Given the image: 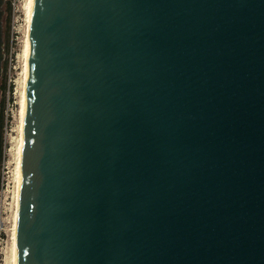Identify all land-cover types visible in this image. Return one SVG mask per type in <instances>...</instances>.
Segmentation results:
<instances>
[{"label": "water", "instance_id": "obj_1", "mask_svg": "<svg viewBox=\"0 0 264 264\" xmlns=\"http://www.w3.org/2000/svg\"><path fill=\"white\" fill-rule=\"evenodd\" d=\"M20 168L16 264H264V0H32Z\"/></svg>", "mask_w": 264, "mask_h": 264}, {"label": "rangeland", "instance_id": "obj_2", "mask_svg": "<svg viewBox=\"0 0 264 264\" xmlns=\"http://www.w3.org/2000/svg\"><path fill=\"white\" fill-rule=\"evenodd\" d=\"M8 1L12 7L9 15L6 10ZM26 2L27 0H6L3 6L2 23L5 53L3 63L6 61V67L2 71L0 79V117L3 114L4 120L1 134L3 165L2 188L0 190V264H12L19 107L27 23ZM4 81L5 87L2 86Z\"/></svg>", "mask_w": 264, "mask_h": 264}, {"label": "bare ground", "instance_id": "obj_3", "mask_svg": "<svg viewBox=\"0 0 264 264\" xmlns=\"http://www.w3.org/2000/svg\"><path fill=\"white\" fill-rule=\"evenodd\" d=\"M31 1L26 2V13H27V23H26V35L24 41V62H23V79H22V91L20 96V107H19V143H18V158H17V168H16V208L14 214V226H13V247H12V264H16V217L18 210V189L20 183V170H21V155H22V138H23V117H24V103H25V88H26V65L28 59V31L30 22V9Z\"/></svg>", "mask_w": 264, "mask_h": 264}, {"label": "trees", "instance_id": "obj_4", "mask_svg": "<svg viewBox=\"0 0 264 264\" xmlns=\"http://www.w3.org/2000/svg\"><path fill=\"white\" fill-rule=\"evenodd\" d=\"M11 9H12L11 3L8 1L7 7H6L8 15L11 13ZM6 48H7V43H6ZM5 67H6V61L2 64V71L5 69ZM2 86L5 87V81L3 82ZM3 125H4L3 114H1V117H0V131H1L0 133V190L2 188V165H3V147L2 146L3 145H2L1 134H2Z\"/></svg>", "mask_w": 264, "mask_h": 264}]
</instances>
